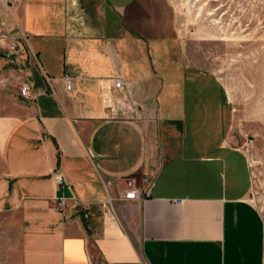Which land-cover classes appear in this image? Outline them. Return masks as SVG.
I'll use <instances>...</instances> for the list:
<instances>
[{
  "label": "crops",
  "instance_id": "0c3cea01",
  "mask_svg": "<svg viewBox=\"0 0 264 264\" xmlns=\"http://www.w3.org/2000/svg\"><path fill=\"white\" fill-rule=\"evenodd\" d=\"M176 16L170 0H0V264H264L234 113ZM117 77L134 119L105 107ZM144 176L149 199L106 204Z\"/></svg>",
  "mask_w": 264,
  "mask_h": 264
},
{
  "label": "rangeland",
  "instance_id": "374dc122",
  "mask_svg": "<svg viewBox=\"0 0 264 264\" xmlns=\"http://www.w3.org/2000/svg\"><path fill=\"white\" fill-rule=\"evenodd\" d=\"M170 1L189 54L215 75L234 113L232 134L251 171L248 200L264 216V0Z\"/></svg>",
  "mask_w": 264,
  "mask_h": 264
},
{
  "label": "built area",
  "instance_id": "2783aa9c",
  "mask_svg": "<svg viewBox=\"0 0 264 264\" xmlns=\"http://www.w3.org/2000/svg\"><path fill=\"white\" fill-rule=\"evenodd\" d=\"M11 48L14 49L15 45H13ZM63 82L65 84V89H70L67 74L63 76ZM128 93V85L123 81V79L119 77L114 78L112 83V91L107 93L105 98L103 99L106 109L110 111L113 117L126 119L136 118V109L129 101ZM19 95L26 100L31 99L30 88L26 83H22L20 85ZM123 180L125 181L124 187H116V197H113L112 195L108 196V206L110 205L111 201L115 200V198L119 201H143L151 197L150 191L153 185L151 178L144 176L141 180L142 187L136 185V182L133 178H125ZM54 181L59 189L63 188V177L59 173H54ZM117 183L118 182L114 180L107 181V188L117 185ZM64 200V198L58 199V204L55 207V211L61 213L64 212ZM75 206H78L77 208L82 209V211L86 210L84 205H82V203L78 200H76ZM84 217H87V213H84Z\"/></svg>",
  "mask_w": 264,
  "mask_h": 264
}]
</instances>
